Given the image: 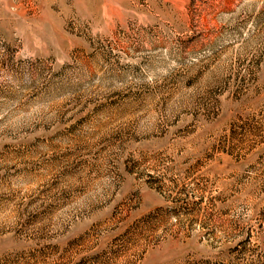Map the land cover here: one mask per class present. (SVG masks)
<instances>
[{"label":"rangeland","instance_id":"obj_1","mask_svg":"<svg viewBox=\"0 0 264 264\" xmlns=\"http://www.w3.org/2000/svg\"><path fill=\"white\" fill-rule=\"evenodd\" d=\"M0 264H264V0H0Z\"/></svg>","mask_w":264,"mask_h":264}]
</instances>
